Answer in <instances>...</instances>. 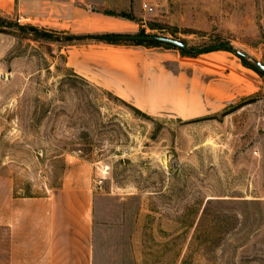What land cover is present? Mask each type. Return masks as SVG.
Wrapping results in <instances>:
<instances>
[{
  "label": "rangeland",
  "instance_id": "374dc122",
  "mask_svg": "<svg viewBox=\"0 0 264 264\" xmlns=\"http://www.w3.org/2000/svg\"><path fill=\"white\" fill-rule=\"evenodd\" d=\"M143 3L154 12H143ZM72 6L102 31L0 17L9 26L0 28V202L52 196L65 178L89 184L91 264H264V76L257 73L256 93L214 115L145 117L74 73L67 56L103 45L152 57L180 50L64 41L145 35L188 48L229 43L227 57L216 60L257 70L255 62L264 65V0H72ZM6 252L0 230V258Z\"/></svg>",
  "mask_w": 264,
  "mask_h": 264
},
{
  "label": "crops",
  "instance_id": "0c3cea01",
  "mask_svg": "<svg viewBox=\"0 0 264 264\" xmlns=\"http://www.w3.org/2000/svg\"><path fill=\"white\" fill-rule=\"evenodd\" d=\"M16 15L27 16L34 26L102 31L87 24V13L72 6V0H0V17ZM225 53L152 57L103 45L71 51L67 64L148 116L192 121L214 115L259 89L256 72L240 62L230 66L215 59L227 57ZM92 200L89 184L73 186L65 178L52 196L0 202V230L7 234V252L0 264H91Z\"/></svg>",
  "mask_w": 264,
  "mask_h": 264
},
{
  "label": "water",
  "instance_id": "95a60500",
  "mask_svg": "<svg viewBox=\"0 0 264 264\" xmlns=\"http://www.w3.org/2000/svg\"><path fill=\"white\" fill-rule=\"evenodd\" d=\"M0 28H9V26H5L3 24H0ZM36 35L43 36L48 39H56L60 40L58 37H54L53 35L46 34V33H36ZM64 41L66 42H77V43H83V42H155L158 44L168 45L172 46L174 48H177L183 52H185L188 55H198V54H205L210 52H216V51H225L231 49V45L229 43H223L218 45H213L209 47L204 48H188L183 42L177 41L170 38L165 37H159V36H139V35H102V36H91V37H66L64 38ZM237 55L242 56L241 54L237 53ZM256 68L264 75V65L255 62Z\"/></svg>",
  "mask_w": 264,
  "mask_h": 264
},
{
  "label": "trees",
  "instance_id": "16d2710c",
  "mask_svg": "<svg viewBox=\"0 0 264 264\" xmlns=\"http://www.w3.org/2000/svg\"><path fill=\"white\" fill-rule=\"evenodd\" d=\"M148 43H150V42H148ZM152 43H155V42H152ZM156 44H158V43H156ZM168 46V45H167ZM170 47H172V46H170ZM177 49V48H176ZM179 50V49H178ZM181 51V50H180ZM182 53H183V55H188V54H186L185 52H183V51H181ZM239 56V55H238ZM240 58H241V56H239ZM243 64V66L244 67H246V68H249V69H252V68H250L249 66H247L244 62L242 63ZM253 71H255L256 73H260L261 75H263L258 69L257 70H254V69H252ZM259 74V75H260ZM264 76V75H263ZM115 99L116 100H118V101H121L123 104H125V105H128V104H126V102H124L123 100H121L120 98H118V97H115ZM129 107L132 109V110H134L135 112H137V113H139V114H141L142 116H145L146 117V115L143 113V112H141L140 110H138L137 108H135V107H133V106H130L129 105ZM148 117V116H147Z\"/></svg>",
  "mask_w": 264,
  "mask_h": 264
},
{
  "label": "built area",
  "instance_id": "2783aa9c",
  "mask_svg": "<svg viewBox=\"0 0 264 264\" xmlns=\"http://www.w3.org/2000/svg\"><path fill=\"white\" fill-rule=\"evenodd\" d=\"M141 7H142L143 12H145L147 14H152L154 12V7L149 3H143ZM18 19H19L18 21L20 22L24 18L20 16ZM0 75H1V73H0Z\"/></svg>",
  "mask_w": 264,
  "mask_h": 264
}]
</instances>
